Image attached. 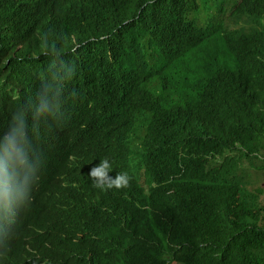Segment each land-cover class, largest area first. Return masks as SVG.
Returning <instances> with one entry per match:
<instances>
[{
  "label": "trees",
  "instance_id": "1",
  "mask_svg": "<svg viewBox=\"0 0 264 264\" xmlns=\"http://www.w3.org/2000/svg\"><path fill=\"white\" fill-rule=\"evenodd\" d=\"M165 1L0 0V132L18 112L42 154L0 264H264V189L239 175L264 170L259 7ZM101 159L126 186L93 185ZM65 179L91 198L57 203Z\"/></svg>",
  "mask_w": 264,
  "mask_h": 264
},
{
  "label": "clouds",
  "instance_id": "2",
  "mask_svg": "<svg viewBox=\"0 0 264 264\" xmlns=\"http://www.w3.org/2000/svg\"><path fill=\"white\" fill-rule=\"evenodd\" d=\"M167 0L165 1V4ZM241 0H224L227 11L236 7ZM252 6L259 7V16L252 26L257 27L259 23L264 24V5L262 0H250ZM202 7L198 5V11L194 13L193 19L199 21L202 16ZM50 111V105L41 98V103L36 109L37 114L42 115ZM42 166V154L33 147L28 134L27 122L17 112L12 116L7 129L0 132V219L11 220L16 212L29 200V194L38 182V172ZM110 164L107 159L99 160V163L89 169L88 176L93 180L95 187L119 189L128 183V175L125 172L115 173L109 177ZM47 172L42 177L40 189L44 184ZM73 190H78L87 198H91L89 192L81 182L75 179L60 180L55 190V200L61 204L64 196ZM27 230V225L20 227L17 231H2L3 235H11L7 238L9 243L19 245L21 237ZM16 232V233H15ZM7 233V234H6ZM0 244H5L4 240ZM0 246V252L4 251V258L10 256L11 249ZM17 249V248H16ZM14 250V253L19 250ZM0 259V263H1Z\"/></svg>",
  "mask_w": 264,
  "mask_h": 264
},
{
  "label": "rangeland",
  "instance_id": "3",
  "mask_svg": "<svg viewBox=\"0 0 264 264\" xmlns=\"http://www.w3.org/2000/svg\"><path fill=\"white\" fill-rule=\"evenodd\" d=\"M260 166L261 162L256 160L251 164L245 161L243 162V170H239V175L245 181L249 180L254 186H260L264 189V170Z\"/></svg>",
  "mask_w": 264,
  "mask_h": 264
},
{
  "label": "bare ground",
  "instance_id": "4",
  "mask_svg": "<svg viewBox=\"0 0 264 264\" xmlns=\"http://www.w3.org/2000/svg\"><path fill=\"white\" fill-rule=\"evenodd\" d=\"M160 3V2H159ZM170 15V14H169ZM161 20V19H160ZM165 20V19H164ZM152 29V28H151ZM95 106V105H94ZM22 245H26V239L22 240Z\"/></svg>",
  "mask_w": 264,
  "mask_h": 264
}]
</instances>
